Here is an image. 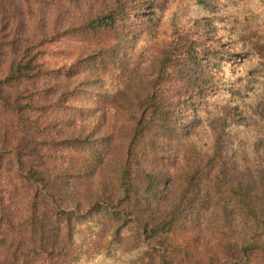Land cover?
<instances>
[{"label": "trees", "instance_id": "16d2710c", "mask_svg": "<svg viewBox=\"0 0 264 264\" xmlns=\"http://www.w3.org/2000/svg\"><path fill=\"white\" fill-rule=\"evenodd\" d=\"M101 259L264 264V0H0V264Z\"/></svg>", "mask_w": 264, "mask_h": 264}, {"label": "rangeland", "instance_id": "374dc122", "mask_svg": "<svg viewBox=\"0 0 264 264\" xmlns=\"http://www.w3.org/2000/svg\"><path fill=\"white\" fill-rule=\"evenodd\" d=\"M220 3V2H217ZM219 7V10L221 9V3L217 4ZM189 212H193L192 210ZM98 264H116L115 262H113L112 260H106V259H101L100 261H98Z\"/></svg>", "mask_w": 264, "mask_h": 264}]
</instances>
